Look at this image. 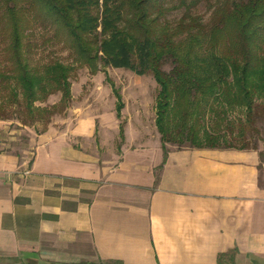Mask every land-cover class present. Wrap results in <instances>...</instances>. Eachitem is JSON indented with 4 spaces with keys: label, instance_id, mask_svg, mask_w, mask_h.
<instances>
[{
    "label": "crops",
    "instance_id": "0c3cea01",
    "mask_svg": "<svg viewBox=\"0 0 264 264\" xmlns=\"http://www.w3.org/2000/svg\"><path fill=\"white\" fill-rule=\"evenodd\" d=\"M113 111L32 136L30 161L0 148V264H264L259 154L164 159L141 122L125 117L121 137Z\"/></svg>",
    "mask_w": 264,
    "mask_h": 264
},
{
    "label": "trees",
    "instance_id": "16d2710c",
    "mask_svg": "<svg viewBox=\"0 0 264 264\" xmlns=\"http://www.w3.org/2000/svg\"><path fill=\"white\" fill-rule=\"evenodd\" d=\"M201 1L208 0H0V42L6 43L0 90L9 89L25 127L70 103V66L30 65L25 33L39 19L73 51L75 63L92 73L99 63L152 76L164 159L167 146L231 149L222 147L228 114L241 110L250 122L256 102L264 101V0H216L207 23L193 13ZM179 9L181 17L169 22L168 14ZM112 92L120 119L123 105ZM56 94L58 104L36 106ZM218 264H234L233 255H219Z\"/></svg>",
    "mask_w": 264,
    "mask_h": 264
},
{
    "label": "rangeland",
    "instance_id": "374dc122",
    "mask_svg": "<svg viewBox=\"0 0 264 264\" xmlns=\"http://www.w3.org/2000/svg\"><path fill=\"white\" fill-rule=\"evenodd\" d=\"M208 1H201L193 8V13L201 16L204 23L208 22L210 10L216 2V0ZM182 14L183 9L171 12L167 20L174 24ZM25 36V45L27 44L30 50L27 56L31 66L38 67L49 61H58L72 68L71 101L63 111L25 127L21 125V120H25L26 117L22 115L19 107L10 103L9 89L0 90V108L2 106L4 108L0 109V148L17 154L27 151L26 157L30 161L32 157L30 138L32 136L62 132L74 125L77 118H95L100 114L104 115L113 111L117 100L111 91L112 88L120 96L119 104L123 105L120 118L121 124L123 123L122 127L124 128L126 117L141 122L138 125L149 136L155 139L157 136L160 137L155 126V105L159 89L151 75L139 77L127 70L103 67L99 63L97 71L92 73L86 66L75 63L73 51L64 43L59 42L60 36L56 35L54 28L41 25L39 19L32 21ZM5 48L6 43L0 42V68L6 62L2 51ZM170 68L171 66L167 64L163 70L168 72ZM60 97V94L52 95L45 103H36V106L51 107L59 103ZM110 99H113L114 106L111 105ZM250 122L246 121L243 111L230 112L227 116L229 130L223 126L227 138L222 147L231 149L246 147L247 151L257 152L260 158V171L264 173V101L256 102ZM118 143L119 140L111 143L112 150H117ZM172 147L182 149L189 147V144Z\"/></svg>",
    "mask_w": 264,
    "mask_h": 264
}]
</instances>
